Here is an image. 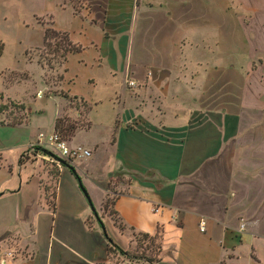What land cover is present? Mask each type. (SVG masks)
<instances>
[{
	"label": "crops",
	"instance_id": "1",
	"mask_svg": "<svg viewBox=\"0 0 264 264\" xmlns=\"http://www.w3.org/2000/svg\"><path fill=\"white\" fill-rule=\"evenodd\" d=\"M58 3L103 28L88 42L98 63L123 74L125 97L97 135L91 106L62 90L63 74L59 95L41 75L35 97L63 102L52 132L62 116L88 123L66 141L90 156L67 167L29 153L43 130L12 89L31 77L1 79L0 106H21L24 117L0 111V264H117L110 247L131 251L133 232L159 235L153 264H264V0ZM49 10L38 16L55 29Z\"/></svg>",
	"mask_w": 264,
	"mask_h": 264
},
{
	"label": "rangeland",
	"instance_id": "2",
	"mask_svg": "<svg viewBox=\"0 0 264 264\" xmlns=\"http://www.w3.org/2000/svg\"><path fill=\"white\" fill-rule=\"evenodd\" d=\"M72 1L76 9H79V0ZM58 2L59 0H0V44H2L0 83L3 77L9 81H14L26 74L31 77L29 81L19 79L18 84L12 89V94L25 104L27 111L31 114L33 126L46 131L48 135L53 131L55 113L62 107L63 102L61 98L39 99L35 97V93L44 87L41 83L43 74L46 90L52 95L62 94L57 85L63 74L62 90L69 96L82 97L89 103L92 108L89 119L94 126V132L101 135L100 124H103L109 109L117 106V97H125L126 81L120 71L113 74L114 72L108 70V64L96 61L98 59L96 50L88 40L91 34L100 36L103 28L99 24L97 26L91 23L84 12H81L80 18L75 19L73 6L66 5L65 9H61ZM45 8L50 9L48 16L54 22L55 29L67 33L71 42L82 49L80 54L69 55L64 66L58 62L59 59H52L53 55L42 49L44 28L40 23L45 24L49 20L38 16V13L40 9L45 10ZM134 47L141 50L140 44L136 41ZM40 58L43 61L44 71L38 64ZM49 59L52 68L45 64V60ZM224 74L225 72L219 71L216 77L221 80ZM140 75L142 72L134 73L132 77L135 81H139ZM137 92L138 89H134L131 93L134 96ZM126 101L129 100L126 99ZM70 105L79 107V102L75 101ZM5 110L13 121L24 117L16 104L6 105ZM122 116L121 114L120 117ZM111 201V197L106 200L104 204L106 211L110 210ZM109 212L111 215V211ZM133 241L135 242L136 238L133 237ZM130 252L139 255L141 248H137L135 242ZM143 256L156 258V250L150 246Z\"/></svg>",
	"mask_w": 264,
	"mask_h": 264
},
{
	"label": "trees",
	"instance_id": "3",
	"mask_svg": "<svg viewBox=\"0 0 264 264\" xmlns=\"http://www.w3.org/2000/svg\"><path fill=\"white\" fill-rule=\"evenodd\" d=\"M44 38H43V47L47 53L53 55L52 59H59L60 64H64L69 54L79 53L81 48L73 44L65 32H60L55 30L52 26H44ZM2 52V44H0V56ZM47 55V54H46ZM47 59V56L45 57ZM38 63L40 65L43 64L42 59H38ZM45 64L52 68L51 60H45ZM72 99H76L73 97ZM13 104V103H10ZM81 105L87 111L88 106L85 102H81ZM6 106H0V111L4 110ZM86 108V109H85ZM21 109V106H19ZM78 128H88V123L85 122H77L70 119L67 116H62L56 119L54 125V132L58 133L63 139L70 140L73 136L75 131ZM66 164L70 165L67 161ZM119 227L121 228V224L119 223ZM134 238H136L137 248H141V254H133L130 251L122 250L119 247H110V250H113L118 254L121 260H126L129 264H135L134 260L137 259H144V262L147 264H153L157 259V255L159 253V235H148L146 233L141 232H133ZM146 242V243H145ZM112 244V243H111ZM113 245V244H112ZM150 246H153L156 250V258L151 257H144L145 250H148Z\"/></svg>",
	"mask_w": 264,
	"mask_h": 264
},
{
	"label": "built area",
	"instance_id": "4",
	"mask_svg": "<svg viewBox=\"0 0 264 264\" xmlns=\"http://www.w3.org/2000/svg\"><path fill=\"white\" fill-rule=\"evenodd\" d=\"M129 84L133 85V82L131 81L129 82ZM39 148H45L47 150H49L48 148H50L51 150L49 151L67 161L90 156L89 150L81 148L80 146H69L67 141L56 132H52L48 135L43 132H39L36 136L35 142L32 143L29 147V153L43 154L41 151H39ZM47 158L49 157L47 156ZM241 221L242 222L240 224V229H244L245 222L243 219ZM205 225L206 221L204 219H201L199 221L200 231L205 230ZM134 262L135 264L145 263L143 259H137L134 260ZM117 264H129V262H127L126 260H121Z\"/></svg>",
	"mask_w": 264,
	"mask_h": 264
},
{
	"label": "water",
	"instance_id": "5",
	"mask_svg": "<svg viewBox=\"0 0 264 264\" xmlns=\"http://www.w3.org/2000/svg\"><path fill=\"white\" fill-rule=\"evenodd\" d=\"M39 151H41L44 155L48 156V157H49L50 159H52L53 161H55V162H57V163H60V164H63V165H65V166H67V167H71L70 165L66 164V161H65L64 159H62L61 157L55 155V154L52 153L51 151H49V150H47V149H45V148H39ZM81 188H82L84 194L87 196V194H86L85 189L83 188V186H81ZM87 198H88V196H87ZM88 202H89V204H90V210L92 211V214H93L94 218H95L100 224H102V221H101V219H100V217H99V215H98V213H97L95 207L93 206V204H92L91 201L89 200V198H88ZM102 230L105 231L104 226H102ZM107 239H108V241H109L110 243H112V240H111L110 238L107 237ZM112 244H113V243H112Z\"/></svg>",
	"mask_w": 264,
	"mask_h": 264
}]
</instances>
